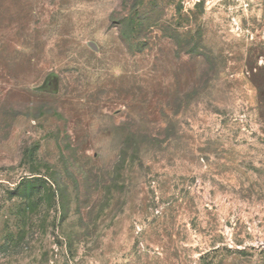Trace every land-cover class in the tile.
<instances>
[{"label": "rangeland", "instance_id": "rangeland-1", "mask_svg": "<svg viewBox=\"0 0 264 264\" xmlns=\"http://www.w3.org/2000/svg\"><path fill=\"white\" fill-rule=\"evenodd\" d=\"M0 264H264V0H0Z\"/></svg>", "mask_w": 264, "mask_h": 264}, {"label": "trees", "instance_id": "trees-1", "mask_svg": "<svg viewBox=\"0 0 264 264\" xmlns=\"http://www.w3.org/2000/svg\"><path fill=\"white\" fill-rule=\"evenodd\" d=\"M124 33H125V32H124ZM32 186H33L34 189L36 188L34 185H32ZM40 189H41V188H40ZM40 189H38L39 192L41 191ZM34 191H35V190H31V191H29V196H28V197L33 198L34 195H35ZM48 197L51 198V195L48 196ZM52 197H54V195H53Z\"/></svg>", "mask_w": 264, "mask_h": 264}]
</instances>
